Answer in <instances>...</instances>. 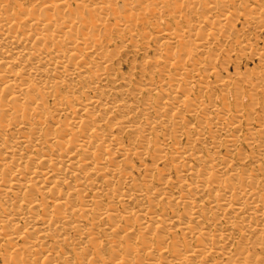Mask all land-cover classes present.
<instances>
[{"label": "bare ground", "instance_id": "6f19581e", "mask_svg": "<svg viewBox=\"0 0 264 264\" xmlns=\"http://www.w3.org/2000/svg\"><path fill=\"white\" fill-rule=\"evenodd\" d=\"M254 255L264 0H0V264Z\"/></svg>", "mask_w": 264, "mask_h": 264}, {"label": "rangeland", "instance_id": "374dc122", "mask_svg": "<svg viewBox=\"0 0 264 264\" xmlns=\"http://www.w3.org/2000/svg\"><path fill=\"white\" fill-rule=\"evenodd\" d=\"M248 31H250L251 32V30L246 26L245 27V29H244V33H245V35L246 36H249L250 34V32H248ZM260 38L262 39V35H260ZM262 46H263V44H262V42L260 41L259 42V45H258V47L259 48H262ZM131 56V57H130ZM137 56V57H136ZM142 57L141 56V54L139 55V54H136L135 56L133 55V58H132V54H129L128 55V61H127V63H123V65L120 67L121 68V70H119L120 72H122V73H124L125 71H126V69H127V67L131 64V62L133 61V60H136V63L137 62H139V60H140V58ZM248 60V61H247ZM131 61V62H130ZM240 61V62H239ZM239 61L237 62V64L235 65V66H237L236 68H237V70H239L240 72H244V70H245V68H246V70L248 69V70H252V68H255L256 66H257V60L256 59H252V60H249V59H247L246 57H243V58H241V59H239ZM130 63V64H129ZM123 69H124V71H123ZM233 65L232 64H230V67H229V73L231 74V73H233ZM255 258V259H254ZM254 258L252 257L251 258V260H249V261H246V263L245 264H251V262L250 261H252L253 262V264H264V255H254Z\"/></svg>", "mask_w": 264, "mask_h": 264}]
</instances>
